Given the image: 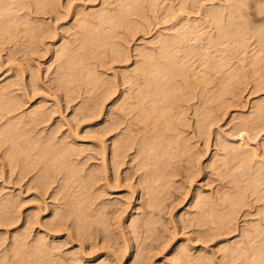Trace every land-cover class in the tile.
<instances>
[{
  "label": "clouds",
  "instance_id": "obj_1",
  "mask_svg": "<svg viewBox=\"0 0 264 264\" xmlns=\"http://www.w3.org/2000/svg\"><path fill=\"white\" fill-rule=\"evenodd\" d=\"M0 73V264H264V0H0Z\"/></svg>",
  "mask_w": 264,
  "mask_h": 264
},
{
  "label": "rangeland",
  "instance_id": "obj_2",
  "mask_svg": "<svg viewBox=\"0 0 264 264\" xmlns=\"http://www.w3.org/2000/svg\"><path fill=\"white\" fill-rule=\"evenodd\" d=\"M4 72L9 73V76L6 79L14 78L15 73L9 72L8 68L4 69ZM3 75V73H0ZM30 78V77H29ZM0 83H5V81H0ZM42 102H48V98L45 96L35 97L32 101L29 102V108L36 109L41 106ZM27 111V109H26ZM61 113H66L65 115L54 114L52 120L44 125V127L48 129H53L54 127L63 126V130L60 135L64 136L69 133L70 129L67 126H64L67 121L73 120L76 116V113L73 109L67 108L66 106H61ZM86 119L81 121V123L75 127L74 135L72 136V140L75 141L74 147L78 148H86L92 146H99L100 138L103 137V125L98 124V119ZM43 130V128H41ZM5 180H9L5 187L11 189L15 183L16 191L19 192L21 188L26 190V210H31L38 219L40 220H48L51 219L50 209L46 207L45 203L40 196L39 189L33 187V184L39 181V177H37V181H34L32 176H25L23 180H20L19 177L12 174L11 169H5L4 173ZM3 182L0 181V184ZM117 194H123L126 190L116 189L114 190ZM7 206L4 204H0V212L6 211ZM86 251H91V249H86ZM109 255V252L105 250L102 246L100 249L96 250L93 253L95 257H106ZM91 259V257H89Z\"/></svg>",
  "mask_w": 264,
  "mask_h": 264
}]
</instances>
